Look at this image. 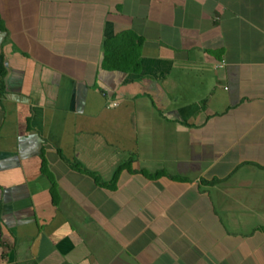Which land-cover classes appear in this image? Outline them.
<instances>
[{
    "label": "crops",
    "instance_id": "obj_1",
    "mask_svg": "<svg viewBox=\"0 0 264 264\" xmlns=\"http://www.w3.org/2000/svg\"><path fill=\"white\" fill-rule=\"evenodd\" d=\"M0 264H264V0H0Z\"/></svg>",
    "mask_w": 264,
    "mask_h": 264
},
{
    "label": "trees",
    "instance_id": "obj_2",
    "mask_svg": "<svg viewBox=\"0 0 264 264\" xmlns=\"http://www.w3.org/2000/svg\"><path fill=\"white\" fill-rule=\"evenodd\" d=\"M138 58L139 55L136 46H132L131 49L128 51L114 46L113 48L109 49V52L105 56L104 65L106 67L111 66L113 68L122 69L125 72L129 70L132 72H138L139 71ZM110 60L114 62V65H109ZM73 167L80 171L89 172L86 169L82 168L81 165L78 164L77 162L73 163Z\"/></svg>",
    "mask_w": 264,
    "mask_h": 264
},
{
    "label": "built area",
    "instance_id": "obj_3",
    "mask_svg": "<svg viewBox=\"0 0 264 264\" xmlns=\"http://www.w3.org/2000/svg\"><path fill=\"white\" fill-rule=\"evenodd\" d=\"M113 105H116V103H113Z\"/></svg>",
    "mask_w": 264,
    "mask_h": 264
}]
</instances>
